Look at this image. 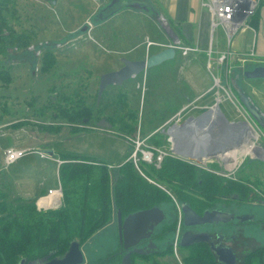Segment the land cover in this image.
Here are the masks:
<instances>
[{"label":"rangeland","instance_id":"rangeland-1","mask_svg":"<svg viewBox=\"0 0 264 264\" xmlns=\"http://www.w3.org/2000/svg\"><path fill=\"white\" fill-rule=\"evenodd\" d=\"M111 1L17 0V33L15 38L8 41L6 55L0 56V199L3 191L10 189L12 196L36 197L38 201L40 193L48 191L49 187H58V168L62 162L59 154L64 151L89 154L106 159L115 166L129 150L131 153L128 158L135 157L138 162L143 160L142 151L149 149L153 157H156L161 149L196 166H202V169L221 172V175L228 177L237 176L241 167L245 173L252 164L250 181L257 189L260 183L261 188H264V128L249 114L231 85L232 73L238 71V87L264 113V93H261L264 91V78L248 79L243 76L245 70L257 64L241 55L225 59L221 66L223 62L218 64L217 60H209L208 56L202 61L197 51L188 50L185 53L184 47L187 45L176 40V33L169 27L168 21L159 18V9L155 13L142 4H131V0H127V6L122 7L117 16L109 21L110 29L97 33L94 31L97 28L94 16ZM120 2L114 7H118ZM104 34L108 35L111 49L103 41ZM220 34H224L221 26L214 31L216 38ZM169 46H175L173 58L154 66L151 72L148 68L127 79L121 84V93L117 90L112 92L108 86L109 92L104 96L107 102L101 112L102 118L113 113V109L114 114L118 111L119 117L126 103L138 109L135 136L117 133L113 125L111 128L99 126L97 122L100 119L96 117L94 122L91 120L88 123L87 118L74 123L63 122L60 117H56L52 104L59 101L60 89L70 91L77 88L87 95V103L91 104L93 97L98 94L101 75L119 69L123 65L122 58L146 59ZM47 48L56 54V63L50 69L44 68L42 64V55ZM226 62L231 66L232 73H224ZM116 93L123 94V101L121 97L113 98ZM216 102L229 120H247L258 131L253 142L263 149L260 157H253L252 154L244 156L247 149L237 145L231 150L221 151L235 152L231 154L239 156L236 163L225 160L224 156L229 154L217 157L210 156L212 154L208 151L206 155H199L198 152H204L207 148L223 146L226 141V144L229 143L224 136L213 137L209 131H195L194 125H185L186 121L201 117ZM159 105L162 109H176V112L165 120H157L156 128L146 125L147 120L153 118L148 114L149 110ZM43 124L60 128L58 131H42L39 125ZM184 125V130L190 126L193 128L183 131ZM175 127L179 128L177 139L174 133H170ZM153 133L163 135L166 145L149 143L147 139ZM183 146L192 152L184 154ZM8 147L24 148L27 153L8 165L4 161V151ZM44 149H51L52 155L44 153ZM240 149L245 152H239ZM190 155L200 157L201 161ZM228 165L231 171H228ZM258 178H261V182ZM45 198L47 201L55 200L54 197ZM62 200L63 195L61 203ZM175 204L178 224L173 248L164 250L152 260L135 255L133 264H183L178 244L184 233L183 211L180 202L175 200ZM217 206L225 207L236 215L248 213L253 217L247 223L235 219L232 226L219 224L198 227V231H221L225 235H234L235 240L231 239L227 243L236 245L237 264H241L247 250L264 245V199L257 197L242 205L219 203ZM165 213L161 224L169 223L176 216L173 205L166 207ZM153 242L160 249L165 248L164 242ZM80 247L84 254L83 264L99 255L106 256L116 251L120 248L117 220L113 219ZM124 254L120 251L119 258L114 259L112 264H121ZM41 259L27 260L25 264H34Z\"/></svg>","mask_w":264,"mask_h":264},{"label":"trees","instance_id":"trees-1","mask_svg":"<svg viewBox=\"0 0 264 264\" xmlns=\"http://www.w3.org/2000/svg\"><path fill=\"white\" fill-rule=\"evenodd\" d=\"M118 2L120 1L104 6L95 14L97 25L95 32L100 33L103 29H110L109 21L117 16L122 7L127 6L121 7V4H118V7H114ZM263 4L264 0H260L255 13L248 21L255 28L258 26L260 8ZM150 10L155 12L158 8L153 4ZM15 11H18L17 0H0V56L6 55L8 41L15 38L17 33L16 23L19 15ZM168 24L182 39L180 30L170 20ZM102 37L106 46L111 49L112 45L108 41V35L104 34ZM55 63L56 54L49 48L45 49L42 55L43 67L50 69ZM260 64L264 62L257 63V65ZM152 68H149V72ZM243 76L245 77L244 72ZM239 83L240 74L238 71H233L231 85L241 100L240 92L242 91L238 87ZM108 86L113 90L112 92L115 90L120 92L121 85ZM108 86L102 93V97L99 98L98 94L93 97L91 104L87 103L88 97L84 91L82 94L77 88L70 91L60 89L58 91L59 101L52 104L56 117H60L63 122L74 123L86 118L87 123L95 117L98 120L101 119V112L107 102L104 96L109 92ZM85 87L87 90V85ZM122 96L123 94L116 93L113 98L121 97L123 101ZM112 111L113 113L107 114L105 118L112 123L114 130L120 134L135 136L138 109L131 108L126 103L119 117H117L118 111L116 114H114V109ZM174 112L176 109L170 107L163 109L160 105L158 108L154 107L148 112L153 118L147 120L146 125L156 128L157 120H165ZM59 128L51 124L39 125L42 131H58ZM147 140L159 146L167 143L163 135L157 133L151 134ZM183 148L185 154L192 152L184 146ZM130 153L131 150L114 166L106 159L89 154L73 151L61 152L59 158L62 162L58 168V175L63 200L60 206L39 209L36 197L12 196L10 189H7V192L3 191L0 199V264H18L24 257L28 260H37L48 256L63 255L68 250L71 241L78 240L82 245L113 219L117 220L118 211L124 218L130 213L154 206L162 208L165 212L166 207L173 205L176 216L169 223L161 224L164 220L159 223L160 226L158 224V227H155L156 231H153L151 235L153 241L164 242L165 248L160 249L157 246L156 251L145 255L131 254L132 264L135 255L152 260L153 257L161 255L164 250L173 248V237L178 224L175 200L181 205L188 204L195 212L202 215L205 210L213 209L219 203L242 205L257 197L264 199V188H261V183L257 189L250 181L252 164L245 173L241 167L237 176L228 177L212 170L202 169L198 178L195 164L174 155H164L160 165H156L154 161L145 160L138 161L136 165L132 157L128 158ZM194 154L197 155L196 152ZM238 158H235V163ZM258 179L261 182V178ZM38 204L40 208L49 206L44 198H41ZM225 224L232 226L233 220ZM183 226L184 232L188 229L198 230V225L186 226L183 222ZM146 242L147 240H144L143 244ZM178 244L182 252L183 264H225L219 260L209 241L201 240L182 245L180 237ZM120 251L126 253L121 243L120 248L109 255H99L84 264H112L114 259L119 258ZM231 252H233L232 249ZM241 264H264V245L247 250Z\"/></svg>","mask_w":264,"mask_h":264},{"label":"water","instance_id":"water-1","mask_svg":"<svg viewBox=\"0 0 264 264\" xmlns=\"http://www.w3.org/2000/svg\"><path fill=\"white\" fill-rule=\"evenodd\" d=\"M116 0H112L110 5H113ZM127 0H122L121 7L127 5ZM131 4H142L145 8H153V4L148 0H131ZM158 13V11H155ZM161 20L164 17L158 15ZM86 27H84L85 29ZM176 40L177 36H176ZM175 46H169L156 53L149 55L146 59H129L122 58L123 65L116 70L105 72L100 77L98 97L100 98L104 90L108 85L115 84L121 85L123 82L131 77L138 75L146 71L148 68L161 64L162 62L169 60L175 56ZM244 75L247 78H264V64L257 65L252 69L244 71ZM241 101L248 110L249 114L259 122L264 128V113L252 103L250 98L243 92H240ZM214 106H217L221 111L218 102ZM210 110L205 112L207 114ZM202 115V116H203ZM200 118V117H199ZM251 125L247 120L231 121L221 111V118L216 120L210 128V134L214 136H224V139H228L226 142L220 145V147H214V151H228L234 146L239 145L243 133L246 131L247 126ZM97 125L104 127H112V123L105 118L100 119ZM253 127V126H252ZM165 135V134H164ZM167 137V135H165ZM217 141V140H216ZM218 142L222 143L220 139ZM227 145V146H226ZM44 153L52 155L51 149H44ZM253 157H260L256 153ZM199 161H201L199 159ZM202 173V166H197V177ZM60 203L58 206H60ZM183 211V222L186 226L206 225L219 222H229L234 218L243 220L242 215H236L234 212H228L221 209H207L202 215L195 212L188 204L183 203L181 205ZM165 219V212L162 208L154 206L148 209L138 210L136 212L128 214L126 217H122L121 212L118 211V234L119 241L125 250L129 249L122 257V264H132L131 254L137 253L145 255L156 251L157 244L150 240L145 246H138L142 239H148L151 237L155 227ZM219 235V234H218ZM221 236V235H220ZM212 234L204 230L193 231L191 229L186 230L181 236V244L189 245L197 241L205 240L211 243L212 248L218 255L219 260L225 264H235V254L231 252V247L227 245H215L211 240ZM27 258H22L20 264H25ZM84 261V254L81 250L80 243L77 240H73L70 243L68 250L60 257L55 256L50 260L42 264H81Z\"/></svg>","mask_w":264,"mask_h":264},{"label":"crops","instance_id":"crops-1","mask_svg":"<svg viewBox=\"0 0 264 264\" xmlns=\"http://www.w3.org/2000/svg\"><path fill=\"white\" fill-rule=\"evenodd\" d=\"M151 3L155 4L157 8L160 10L161 15L168 21L170 20L175 27H177L182 35V39L179 38L177 35V39L179 40V43L182 45L187 46H194L198 49L196 50L198 54V58L202 61L206 59L205 56H208V50L211 48L212 53L209 60L214 59L217 60V63L221 62L219 60L220 56L224 53L227 54L226 59L236 58L237 56H246L248 60L253 63H263L264 62V4L260 8V16L258 21V26L255 28L253 26L246 25L242 28H240L234 35H232L230 38L227 36L224 27L222 25L217 26L216 28H212V22H211V13L210 11L203 6L202 1L203 0H148ZM223 28V35H219L218 38L215 37L214 31H216L219 27ZM223 38V40L221 39ZM224 65L221 64V66ZM231 66L226 62L224 73H232V70L230 69ZM233 74V73H232ZM251 79V78H248ZM262 94L264 91L261 92ZM258 132V131H257ZM173 134V132H170ZM175 135V134H174ZM240 147V146H239ZM183 149V148H182ZM236 149V148H235ZM208 148L204 152H198L199 155H206L208 153ZM224 152V151H223ZM223 152H216L211 153L210 156H222L223 154H229L225 155V160L235 161L236 157H239L238 155H233L235 152L230 153H223ZM237 152V151H236ZM239 152H245L243 149H240ZM240 155H243V153H239ZM184 153V149H183ZM221 153V154H220ZM232 153V154H231ZM247 153V154H246ZM185 154V153H184ZM248 155V152L244 153V156ZM254 156V155H253ZM193 159H199L192 156H189ZM235 165H233L234 167ZM232 169H228V171H231ZM219 174H222L221 172ZM60 184V181H59ZM61 186V184L59 185ZM58 186V187H59ZM58 187H49L48 191L43 192V194H39V200L41 198L50 197L54 194H50V189H56ZM38 200V201H39ZM61 200V199H60ZM37 201V204H38ZM61 203L59 201L55 205L58 206ZM48 206L45 208L39 209H46L50 207H56V206ZM216 209H221L224 211L226 210L225 207H215ZM225 208V209H224ZM233 212V211H228ZM239 215V214H238ZM244 217L243 220L234 218L233 220H237L239 222H250L253 220V217L248 213L240 214ZM232 221V220H231ZM226 223V222H225ZM224 222L215 223L216 225L224 224ZM212 234L211 240L215 245H227L229 244L230 240H235L234 235H225L221 231L213 232V231H207ZM219 234V235H218ZM221 235V236H220ZM233 253L235 254V247L236 245H230ZM238 259L236 257L235 264H237Z\"/></svg>","mask_w":264,"mask_h":264},{"label":"built area","instance_id":"built-area-1","mask_svg":"<svg viewBox=\"0 0 264 264\" xmlns=\"http://www.w3.org/2000/svg\"><path fill=\"white\" fill-rule=\"evenodd\" d=\"M260 0H203L202 4L211 13L212 28H216L219 25L224 27L227 36L230 38L234 35L240 28L249 25V19L255 13ZM198 48L194 46L184 47L185 53L188 50L196 51ZM209 58L212 53V49L208 50ZM227 58V54L224 53L220 56L219 60L223 62ZM27 153L26 149L19 147H8L4 151V161L6 164L10 165ZM164 150L159 149L156 159L153 157L152 151L144 150L142 151V159L147 162H155L156 165H160L163 156L166 155ZM133 158V157H132ZM135 164L137 165V159L133 158ZM216 172V171H214ZM50 194L57 195L59 201L63 195L62 187L59 186L56 189H50ZM177 241L175 242V245Z\"/></svg>","mask_w":264,"mask_h":264},{"label":"bare ground","instance_id":"bare-ground-1","mask_svg":"<svg viewBox=\"0 0 264 264\" xmlns=\"http://www.w3.org/2000/svg\"><path fill=\"white\" fill-rule=\"evenodd\" d=\"M219 118H221V111L218 109L217 106H214V107H211L210 111L207 114L201 116L200 118H192L189 121H186L185 125L186 124L194 125L195 129H193V130H195V131H197V130L203 131L204 133L208 132V131L210 132V128L212 127L214 122L216 120H218ZM185 125L183 127V131H186V130L193 128V126H190L189 128L187 127L186 130H184ZM170 132H173L176 135L175 139H177V133H179V128L175 127L172 130H170ZM257 136H258V132L255 131V129H254V127H252V125L248 124L247 129L243 133L241 140H240V143L237 146L246 148L248 154L255 155L258 152L263 153V149L253 142V139L256 138ZM207 151H209L211 153L218 152V151H214L213 148H211V147L208 148ZM190 156L195 157L193 155H190ZM50 197H54L55 200L47 201V199L45 198L48 205L54 206L56 203L59 202L57 195L54 194Z\"/></svg>","mask_w":264,"mask_h":264},{"label":"flooded vegetation","instance_id":"flooded-vegetation-1","mask_svg":"<svg viewBox=\"0 0 264 264\" xmlns=\"http://www.w3.org/2000/svg\"><path fill=\"white\" fill-rule=\"evenodd\" d=\"M116 1H118V0H116ZM121 2H122V0H121ZM242 102V101H241ZM244 105V104H243ZM246 108V107H245ZM248 111V110H247ZM221 154V153H220ZM258 154H260L259 152H258ZM217 173V172H216ZM206 225H215V223L214 224H206ZM203 225H198V227H202ZM193 231H195V230H193ZM144 240H147V242L146 243H144L143 244V241ZM150 240H152L151 239V237L150 238H148V239H142L140 242H139V245L138 246H145ZM153 241V240H152ZM129 249H127L126 250V252L128 251ZM50 258V256H48V257H45V258H42L41 260H39V261H37V262H35L34 264H42V263H44V262H46V261H48V260H50L49 259ZM33 261H36V260H33Z\"/></svg>","mask_w":264,"mask_h":264}]
</instances>
